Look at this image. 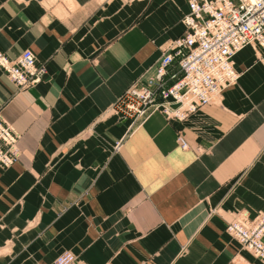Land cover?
<instances>
[{"label":"crops","instance_id":"1","mask_svg":"<svg viewBox=\"0 0 264 264\" xmlns=\"http://www.w3.org/2000/svg\"><path fill=\"white\" fill-rule=\"evenodd\" d=\"M186 0H0V53L31 50L45 81L19 91L0 68V118L20 159L0 168V264H262L226 233L264 216V66L185 122L113 116L185 31ZM178 59L168 67L172 84ZM184 141V148L180 142ZM182 146V147H181Z\"/></svg>","mask_w":264,"mask_h":264},{"label":"built area","instance_id":"2","mask_svg":"<svg viewBox=\"0 0 264 264\" xmlns=\"http://www.w3.org/2000/svg\"><path fill=\"white\" fill-rule=\"evenodd\" d=\"M188 12L182 17L184 34L170 43L148 84L130 86L114 104L112 114L132 131L154 113L168 121L185 122L205 106L213 104L239 79L234 58L253 48L264 66V0H186ZM178 59L179 76L169 84L168 67ZM0 68L11 83L23 91L43 83L47 66L31 50L10 59L0 53ZM20 135L0 118V168L19 162ZM182 146L186 144L180 139ZM226 233L241 250L264 264V216L238 217L227 224ZM70 252L55 264H75Z\"/></svg>","mask_w":264,"mask_h":264},{"label":"rangeland","instance_id":"3","mask_svg":"<svg viewBox=\"0 0 264 264\" xmlns=\"http://www.w3.org/2000/svg\"><path fill=\"white\" fill-rule=\"evenodd\" d=\"M131 1L133 2V1H138V0H131ZM43 64H44V63H43Z\"/></svg>","mask_w":264,"mask_h":264},{"label":"bare ground","instance_id":"4","mask_svg":"<svg viewBox=\"0 0 264 264\" xmlns=\"http://www.w3.org/2000/svg\"><path fill=\"white\" fill-rule=\"evenodd\" d=\"M182 147V146H181Z\"/></svg>","mask_w":264,"mask_h":264}]
</instances>
